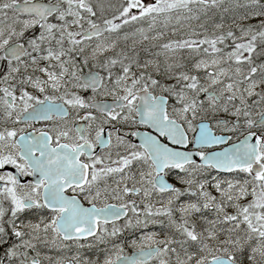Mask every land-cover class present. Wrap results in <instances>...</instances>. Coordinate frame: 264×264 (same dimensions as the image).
Instances as JSON below:
<instances>
[{
	"label": "snow or ice",
	"instance_id": "6c2138e0",
	"mask_svg": "<svg viewBox=\"0 0 264 264\" xmlns=\"http://www.w3.org/2000/svg\"><path fill=\"white\" fill-rule=\"evenodd\" d=\"M0 264H264V0H0Z\"/></svg>",
	"mask_w": 264,
	"mask_h": 264
}]
</instances>
